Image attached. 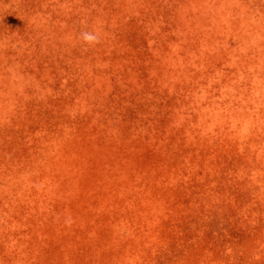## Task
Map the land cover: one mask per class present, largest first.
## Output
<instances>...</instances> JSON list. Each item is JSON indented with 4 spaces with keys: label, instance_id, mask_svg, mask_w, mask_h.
<instances>
[{
    "label": "rangeland",
    "instance_id": "rangeland-1",
    "mask_svg": "<svg viewBox=\"0 0 264 264\" xmlns=\"http://www.w3.org/2000/svg\"><path fill=\"white\" fill-rule=\"evenodd\" d=\"M0 264H264V0H0Z\"/></svg>",
    "mask_w": 264,
    "mask_h": 264
},
{
    "label": "clouds",
    "instance_id": "clouds-1",
    "mask_svg": "<svg viewBox=\"0 0 264 264\" xmlns=\"http://www.w3.org/2000/svg\"><path fill=\"white\" fill-rule=\"evenodd\" d=\"M82 37L85 41L89 42V43H92V42H95L97 40V37L92 35L91 33H88V32H85V33H82Z\"/></svg>",
    "mask_w": 264,
    "mask_h": 264
}]
</instances>
